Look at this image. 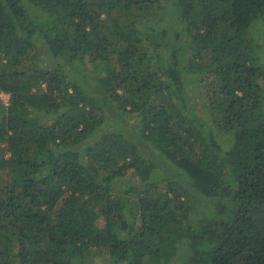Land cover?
Wrapping results in <instances>:
<instances>
[{"label":"trees","instance_id":"trees-1","mask_svg":"<svg viewBox=\"0 0 264 264\" xmlns=\"http://www.w3.org/2000/svg\"><path fill=\"white\" fill-rule=\"evenodd\" d=\"M0 264H264V0H0Z\"/></svg>","mask_w":264,"mask_h":264},{"label":"rangeland","instance_id":"rangeland-1","mask_svg":"<svg viewBox=\"0 0 264 264\" xmlns=\"http://www.w3.org/2000/svg\"><path fill=\"white\" fill-rule=\"evenodd\" d=\"M155 12V11H154ZM156 13V15L155 16H157V12H155ZM1 97H2V99H3V102L6 104V105H8V103H9V98H10V94H8V93H2L1 94ZM200 107L201 106V104H198L197 105V107ZM3 183V185H4V182H2ZM104 261H105V263H107L108 262V257H106V256H104ZM173 263H175V261L173 262Z\"/></svg>","mask_w":264,"mask_h":264}]
</instances>
